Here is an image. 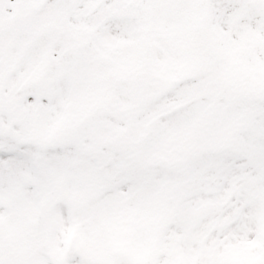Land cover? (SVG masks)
I'll return each mask as SVG.
<instances>
[{"label":"snow or ice","instance_id":"6c2138e0","mask_svg":"<svg viewBox=\"0 0 264 264\" xmlns=\"http://www.w3.org/2000/svg\"><path fill=\"white\" fill-rule=\"evenodd\" d=\"M0 264H264V0H0Z\"/></svg>","mask_w":264,"mask_h":264}]
</instances>
